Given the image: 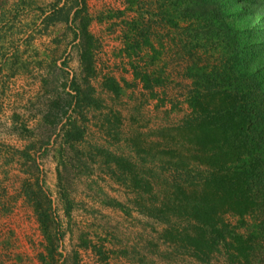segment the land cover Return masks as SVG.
Returning <instances> with one entry per match:
<instances>
[{
    "label": "rangeland",
    "instance_id": "rangeland-1",
    "mask_svg": "<svg viewBox=\"0 0 264 264\" xmlns=\"http://www.w3.org/2000/svg\"><path fill=\"white\" fill-rule=\"evenodd\" d=\"M82 7L74 0H0V264H42L47 242L28 198L30 182L50 200L58 264H264V239L258 244L252 217L236 209L218 210L228 229L247 237L231 249L234 258L220 245L203 262L177 240L191 229L179 208L184 191L199 189L219 167L211 144L178 130L192 112L190 57L178 31L149 23L152 47L131 49L128 23L139 15L125 0H86L79 15L89 19L96 45L95 74L87 80L81 17L75 19ZM145 10L147 23L156 11ZM198 53L201 64L218 56L211 48ZM145 71L166 81L145 89L136 77ZM109 78L121 94L106 87ZM76 83L90 88V107L69 106ZM70 130L77 139L66 142ZM132 170L152 181L153 191L139 190Z\"/></svg>",
    "mask_w": 264,
    "mask_h": 264
},
{
    "label": "trees",
    "instance_id": "trees-1",
    "mask_svg": "<svg viewBox=\"0 0 264 264\" xmlns=\"http://www.w3.org/2000/svg\"><path fill=\"white\" fill-rule=\"evenodd\" d=\"M74 1L76 6H83L77 10L75 19L81 17L80 60L88 80L95 74V38L88 29L89 19L79 15L85 10L86 0ZM145 1L125 0L127 11L139 15L128 23L133 33L129 36L132 42L128 40L127 46L139 50L142 46L152 47L149 23L178 31L179 42L188 50L190 64L186 70L192 79L188 94L192 112L178 130L181 136H194L198 142L211 144L212 164L219 166L210 171V178L204 184L199 182V189L184 191L187 201H182L185 205L180 204L179 208L185 209L191 229H183L185 234L178 232L177 240L187 245L189 254L203 262H208L220 245L226 246L229 255H233L231 249H241L247 237L228 229L231 226L221 219L218 210L229 208L233 213L236 209L245 220L247 215L252 217L254 234H259L258 244H261L264 239V0ZM145 4L157 12L151 13L147 23L142 21V15H150L151 11L143 12ZM209 48L218 54L213 64L197 62L199 50ZM136 77L145 89H154L166 81L161 72L145 71ZM106 87L121 94L122 87L113 78L106 80ZM88 90L77 85L69 106H74V110L90 107L93 97ZM73 139L77 137L70 130L65 141ZM197 148V152L205 153L203 146ZM166 154L182 159V154L174 149ZM131 174L139 190L153 191L152 181L142 177L139 180L133 170ZM194 192L198 195H190ZM28 198L47 242L39 260L42 264H58L60 253L52 229L55 222L50 200L41 185L31 182Z\"/></svg>",
    "mask_w": 264,
    "mask_h": 264
}]
</instances>
